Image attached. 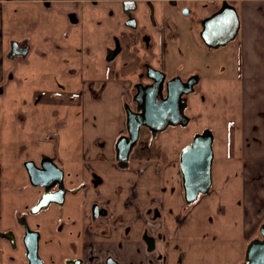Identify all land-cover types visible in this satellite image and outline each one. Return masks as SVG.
Here are the masks:
<instances>
[{
  "label": "flooded vegetation",
  "instance_id": "flooded-vegetation-1",
  "mask_svg": "<svg viewBox=\"0 0 264 264\" xmlns=\"http://www.w3.org/2000/svg\"><path fill=\"white\" fill-rule=\"evenodd\" d=\"M191 1L192 0H73L72 2L67 4H58L60 8H57L55 7L56 5L52 3L53 0H41L40 7L45 6L46 12H48L49 14L52 11H57L55 12V14L57 13L56 17L54 16V18H60V23L66 25V29L63 30V37L73 42V49L70 50V53H68V57H66L65 59L68 60V63L75 61L76 65L75 67L71 64L70 66H68V68H66L65 72L68 73L65 74H68V76H65L64 73H60L58 71V73L53 76L55 78H60L62 81H65L70 91L61 92L55 87V85L50 84L49 88H47L50 91L48 93L45 92L46 94H49L46 96L50 101V104H54L56 106L55 109H65L62 113L63 115H60L61 117L59 115H55V120L52 121L53 124H63L60 128L66 127L67 122H69L70 124H72V127L77 130V132L80 130V134L76 136L74 135V138L73 135H70V139H68L67 141L64 140V137L61 138V136H56L55 138H51L49 136V138H45V140H32V147L30 145H27V150L22 154L28 155L27 158L23 160V165L25 167L27 175L28 171L25 166V163L27 161L32 160L38 167L42 168L44 166V168L50 169L52 168L50 162L52 160L59 168L64 170V177L61 178V176L55 174L56 172H54L53 175L48 173L50 176L52 175L51 178H47V176L49 175L44 174L41 178H38L40 182H44V185L35 186L31 183L28 175L29 187L37 190L38 195L36 197L35 203L27 209L28 211H25V213H22L20 216L15 215L16 222L22 228V233L16 231L10 224H7L2 229H0V264H3V253L8 252L9 249L17 250L20 248V246H22L23 249V257H21L20 264H29V259L27 257V246L25 242V221L28 223L29 228L32 232L38 233V255L42 261V264H44V261L41 258L39 252L41 232L37 228L31 226L30 215H36L42 210L49 208L52 204H56L60 206L61 209H67V211H71L72 213H77V211L80 210V216L76 215L77 218L71 225L72 227L68 235L69 237L65 238L66 240L60 243L62 253H67V255L63 259L66 264H122L121 257L115 254V252L111 248L98 246L97 239L98 237H105L108 239L112 236V233L115 229L121 226L126 229L128 227V224L123 219L116 218V215L109 209L107 202H94L93 206L90 209V215L87 216L85 212L87 184L90 183L91 180L94 184L95 189L98 191L99 185L95 184L99 180V175L95 172V170H93V168L89 167L88 159H86L85 151L87 152L88 150L85 149V137L82 133V110L84 109L82 98L87 92L91 93V96L94 100H98L100 96L98 92L102 88H106V86H94L93 84L89 83H85V85L84 81L82 85L80 83L79 74H82L80 71H82L83 66H78L76 62L83 61V54L89 55L91 53V47L87 44L88 49H84L82 46V44H86L85 41L88 39V37L86 38L87 34L85 30L82 29V10L84 8V5L82 9L79 8H81L83 3H88L94 6V8H92L93 10H91L90 13H100L99 11L102 10L104 14L111 16L113 25L111 24L106 26V28L111 33L109 36H104V38L102 37L103 39H101V41L99 42V46L94 53L93 62L104 63V66H101V68L105 69V65L107 66L108 63L116 62L124 51L121 39L118 37L122 35L124 30L122 29L120 31V35H117L118 29L124 27V29L129 28L130 30L134 31L141 30L143 43L141 49L137 51V57L132 61L128 60L126 62H123V59L119 60V64L124 63V66L129 67L130 70L128 71V73L131 76V80L123 81L121 83L124 128L123 130H121L115 140L117 163L120 164L121 167L125 168L129 165L131 154L137 149H140L141 153L150 152L151 154H153V157L160 154L164 157H167L168 161L176 163L179 162L180 164V156L182 150L186 146L190 145L194 139L193 137L192 140L180 147L177 142L164 140L162 134L171 128L183 127L185 129L191 126V123L194 121L195 117L194 110L196 109V106L198 104V102L193 97L195 95H198L200 100L202 101H204L206 98V96L204 95L203 87L205 73L199 69L191 70V58L186 60L185 63L183 61V58L181 57L180 51L177 50L176 52H174L175 47L168 38L164 37L160 42V46H158L152 33L149 32L146 28H140L141 19L137 14L139 9H141V6L144 5L145 7H147L150 24L156 29H159L157 12H160L163 22L167 25L168 30H171L172 32L170 20L168 18H170V15L178 17H180L181 15H185L190 17ZM223 1L224 0H208L207 4L203 6L204 8L207 7L205 9V11L207 12L206 15L200 18L201 27L199 30V35L200 31L202 30V20L206 17L211 16L213 13L219 10L217 9L215 11L213 5H215V3H223ZM63 7H66L67 10L62 13L61 8ZM24 9L27 8L20 9V11L17 12L16 16H18ZM168 9H170L172 13H168ZM62 14L66 18L65 22L61 16ZM130 17L131 19H135L136 27H132L127 24V21ZM54 18H50L49 21L55 22ZM129 21L131 22V20ZM33 24L36 25L35 22H32L30 25ZM45 24L49 26L48 31L55 32V34L58 33L56 29L59 25L57 23H51L47 21L45 22ZM73 27H80L81 29L77 34L73 35ZM13 29L14 28H12V30ZM2 40L3 34L2 30L0 29V52L2 55L0 56V119L2 118V112L5 108L3 104L4 102L2 100L4 99V97H6L5 95L10 94V91L12 89L11 84L16 83V88H19V82L24 79L22 78L23 75L21 74V69L31 70L32 72H42L43 69L46 70V67H43L41 65L36 68V66L34 65L35 61L30 57V54L35 50L34 52H36L40 57L47 55V53L44 55V50H41L40 46H38L39 42L33 35L14 36L12 34V37L1 43ZM54 40V37L49 38V42ZM77 43H80L82 46L80 50L77 47ZM13 44L15 45L14 52H18L14 56L11 53L13 50ZM3 45L5 46V49H3ZM35 47L37 48L35 49ZM53 47L56 50L62 49V46L58 43H55ZM83 51L85 52L82 53ZM113 55L114 57L111 60H108ZM15 74L17 75V77ZM112 75H117V72L113 70ZM84 88H86L85 91ZM58 94L60 95V98L58 99V101H55ZM32 104L33 108L31 110L33 111L46 110V107H39L37 102H33ZM151 109H154L157 116L153 123L156 122L158 123V125L165 124L164 128L162 130H158L156 128L157 125L156 127L151 128L145 125H141L139 130V138L136 144L133 146L129 154V158L127 160L119 159L118 150L124 149V147L126 146V143L129 140L128 137H130V127H132L135 121H149L150 119H148V114ZM128 111H130V115L128 114ZM68 117L69 121H67ZM25 122H27L26 118ZM39 123L37 125L35 123H32L29 126L27 125L28 129L31 128V132H33L36 127H39ZM205 129H210L214 134L213 129L210 127L203 128L201 132H203ZM3 132L4 128L2 125V127L0 126V177L3 174L2 164H4L2 155L4 153L3 147L5 143V137L3 135ZM41 142H43L45 146L41 147ZM96 142L98 143L99 140L97 139ZM99 144L100 146L105 147V143H103V141H101ZM62 145L66 146L64 150L63 148H61ZM48 146L52 151H46L48 149ZM74 150L75 154H73ZM16 154H18L19 157L22 156L19 153ZM151 162L158 163L156 168L157 172L162 174L164 163L161 160H150L147 162V164ZM88 173L90 174V180L87 181L85 177H88ZM181 182L184 187L183 174L181 175ZM10 187H14V185H11L9 182H7L3 186L0 182V189L2 191L5 189H9ZM209 191L207 193H209ZM46 192L52 196L54 201H52L46 208L41 209L37 213H32V207L37 204V202ZM205 194H200L198 199ZM136 195L137 191L133 190L131 193V199ZM58 200L61 202H59ZM67 203L69 206L65 207ZM127 203L130 205L131 200H128ZM193 203H187L186 201L183 207L184 214L187 213L188 208ZM101 210H105L106 213L104 215H101L99 212ZM94 215L98 216L94 217ZM141 216L142 215L140 214H135V219H141L144 223V239L147 243L148 249L147 256H151L152 259H156V262H161V264H168L169 251L167 249V246L170 243L168 235L165 232L158 233V230H155L156 225L160 226V228L162 229L163 227H166L165 221L161 220V214H158L157 218H147L146 216L142 218ZM127 236L128 234L125 233L124 238H126ZM164 237H166L167 240H165L164 247L161 249L156 245V242H158L157 240H159L160 238L164 239ZM152 242L153 246L151 248ZM9 260H13L12 255L9 257ZM181 261H183L182 255L180 256V263Z\"/></svg>",
  "mask_w": 264,
  "mask_h": 264
},
{
  "label": "rangeland",
  "instance_id": "rangeland-1",
  "mask_svg": "<svg viewBox=\"0 0 264 264\" xmlns=\"http://www.w3.org/2000/svg\"><path fill=\"white\" fill-rule=\"evenodd\" d=\"M207 2L208 0H192L190 17L170 15L168 19L170 20L172 32L168 30L167 25L163 22L160 12H157L159 29L150 24L147 7L141 6L137 14L141 19L140 28L148 29L154 36L158 46H160V42L164 37L168 38L175 47L174 52L179 50L185 63L186 60L191 58V70L199 69L205 73L203 87L206 99L202 101L198 95L193 97L198 104L194 110L195 117L191 126L185 129L183 127L171 128L162 134L163 139L177 142L181 147L192 140L194 135L201 132L203 128L210 127L215 134L213 145L214 159L219 161L222 158H240L244 154L245 147L254 143L255 136L254 138L246 139L243 135L241 124V83L239 79L240 70L237 66L240 56V38L238 39L237 37L227 45L216 49L209 48L204 44L198 29L201 27L200 18L206 15L207 11L205 9L207 7L204 8L203 6ZM83 5L82 29L85 30L86 38L88 37V39L85 41L86 44H82V46L84 49H88L89 45L91 53L89 55L83 54L85 61L76 62L78 66H83L82 71H80L82 74H79L80 83L82 85L84 81V84L104 85L106 88L107 84L110 83V94L104 105H100V107L96 105L94 108L87 106L82 110V113L90 110V115H95L98 118L96 124L99 128L103 129L101 123L103 122L111 136L123 124L121 120L123 109L117 82L120 80H131V76L128 73L129 67L124 66V63L119 64V60L123 59V62H126L128 60L132 61L137 57V51L141 49L143 43L141 30L134 31L129 28L124 29V27L118 29L117 35H120L122 29L124 30L122 35L118 36L121 39L124 51L116 62L108 63L107 66L105 65V69L101 68L104 63L93 62L94 53L101 39L111 33L106 28V26L112 24L111 16L104 14L100 9H98L100 13H90L94 6L88 3H83L79 9H82ZM55 7L60 8L57 4ZM55 12L57 11H52L49 14L46 12V7L41 6L39 8L24 9L18 16L10 14L12 16L6 15L5 17L7 27L4 26L3 28L5 31L2 32L3 40L1 43L12 37V34L14 36L33 35L37 38L40 48L47 50L48 54L40 57L34 50L30 54V57L35 61L34 65L36 68L39 65L46 67V70L32 72L31 70L21 69L22 78H24L25 82L21 79L19 88H16V83H12L10 94L5 95L6 97L2 100L5 108L0 119V126L2 127L3 125L4 128L5 143L2 155L4 159V164H2L3 174L0 177V182L3 186L9 182L15 188L10 187L3 191L0 189V193L3 194L0 200V229L10 224L16 231L22 233V228L16 222L15 215L20 216L25 211H28L27 209L35 203L38 195L37 190L29 187V178L23 165V160L28 156L27 154L22 155L27 150V145L32 147V140H45L49 136L51 138L61 136L67 141L70 139V135H73L74 138V135L80 134V130L77 132L69 122L63 128H60L63 124H53L54 116H62L65 109H55L56 106L50 104L46 96L49 95L46 93L50 91L47 89L50 84L55 85L61 92L70 91L65 81L53 76L58 72L68 73L65 71L71 64L76 67L75 61L68 63V60L65 59L68 57L70 50L73 49V42L63 37V30L66 29V25L60 23V18H54L57 14ZM168 13H172V11L168 9ZM50 18H54L55 22L49 21ZM47 21L59 25L56 29L58 31L57 34L48 31L49 26L45 24ZM32 22H35L36 26L30 25ZM12 28L14 29L12 30ZM80 29V27H73V35L77 34ZM50 37H54L55 40L49 42ZM54 42L60 44L62 49L56 50L53 47ZM82 46L77 43L79 50ZM3 49H5L4 45ZM0 56H2L1 52ZM113 70L117 72V75H112ZM65 76H68V74H65ZM33 102H37L39 107H46V110H31ZM253 105L248 114L249 122L258 126L261 125L264 128V98L256 97ZM25 118L28 123L25 122ZM67 121H69V117ZM32 123L36 125L39 123V127H36L33 132H31V128L28 129V126ZM85 129L90 130L87 125H85ZM41 143V147L45 146L43 142ZM61 148L64 150L66 146L62 145ZM46 151L52 150L48 146ZM16 153L22 156L19 157ZM73 154H75V150ZM91 162L93 163L94 161ZM68 206L67 203L65 207ZM77 213H72L67 211V209L63 210L60 206L52 204L38 214L30 215L31 226L41 232L39 252L44 264H66L63 259L67 253H62L60 243L69 237L71 225L75 222L76 215L80 216V210ZM11 255L14 261L9 260ZM21 257H23L22 246L17 250L9 249L8 252L3 253L2 262L3 264H20Z\"/></svg>",
  "mask_w": 264,
  "mask_h": 264
},
{
  "label": "crops",
  "instance_id": "crops-1",
  "mask_svg": "<svg viewBox=\"0 0 264 264\" xmlns=\"http://www.w3.org/2000/svg\"><path fill=\"white\" fill-rule=\"evenodd\" d=\"M72 1L53 0L52 3L60 5ZM228 1L237 7L241 21L237 35L240 38L237 66L240 70L243 135L246 139L255 138L254 143L245 147L240 158L214 159L213 184L209 193L191 204L186 214L183 213L186 201L179 162H170L160 154L153 157L150 152L141 153L137 149L131 154L129 165L121 167L116 159L115 140L124 128L123 112V124L111 136L103 122V129L99 128L96 124L98 118L90 115V110L83 113L82 133L85 149L88 150L85 151L86 159L89 167L99 175L95 184L99 185L98 191L90 180V174L85 177L91 183L87 184L85 212L87 216L90 215L94 202H107L116 218L128 224L126 229L122 226L115 229L108 239H97L98 246L111 248L121 257L122 264H161L147 256L144 223L141 219L136 220L135 214L142 215V218H157L161 214L166 227L162 229L156 225L155 230L168 235V264H244L250 242L262 238L264 128L250 123L248 114L255 105L256 97L264 98V0ZM40 2L0 0L2 32L5 31L4 26L7 27L6 15L16 16L23 8H39ZM61 9L62 13L67 10L66 7ZM61 16L65 22L66 18L63 14ZM41 50H44V55L48 54L47 50ZM122 82H117L121 102ZM109 85L98 92V100L86 92L82 98L84 109L87 106L94 108L96 105H104L110 94ZM59 98L58 94L55 101ZM85 125L90 130L85 129ZM101 141L105 147L100 146ZM150 160H161L164 163L162 174L157 172V162L147 164ZM133 190L137 191V195L131 199ZM2 195L0 193V200ZM128 200H131L130 205ZM125 233L128 234L126 238ZM165 240L166 237L160 238L156 245L162 249ZM181 255L183 261L180 263Z\"/></svg>",
  "mask_w": 264,
  "mask_h": 264
},
{
  "label": "water",
  "instance_id": "water-1",
  "mask_svg": "<svg viewBox=\"0 0 264 264\" xmlns=\"http://www.w3.org/2000/svg\"><path fill=\"white\" fill-rule=\"evenodd\" d=\"M129 20H131V22ZM129 20L127 21V24L129 26L136 27L135 19H131L130 17ZM201 24L202 30L200 31V37L204 43L211 48H218L220 46L227 45L230 41L237 37L241 27L237 7L228 0H224L219 10L211 16L204 18ZM14 48L15 45L13 44V50L11 52L13 56L18 53L14 52ZM114 55L108 60H111ZM128 114L130 115V111H128ZM156 117V112L154 109H151L148 114V119H150L149 121H135L133 123L132 127H130V137H128L129 140L126 143V146L124 149L118 150L119 159L127 160L129 158V154L139 138L141 125H145L150 128L156 127L157 125L156 128L158 130H162L164 128L165 124L158 125L156 122L153 123ZM213 142V132L210 129H205L203 132L196 134L192 143L186 146L181 152L180 166L183 174L187 203L195 202L200 194L207 193L211 188L213 182ZM50 162L52 166L50 169H46L44 166L40 168L32 160L25 163L30 181L33 185L43 186L44 182H40L38 178H41L44 174L49 175L48 173H50L53 175V173L56 172L55 174H58L61 178L64 177V170L59 168L52 160ZM52 175L47 176V178H51ZM52 201H54L52 196L46 192L37 204L32 207L31 212L37 213L41 209L46 208ZM99 212L101 215L106 213L105 210H101ZM97 216L98 215H94V217ZM24 226L26 228L25 242L27 246L29 264H42L38 255V233L32 232L26 221L24 222ZM261 233L263 236L262 239L253 240L249 244L246 252L245 264H264V224L261 226ZM152 246L153 242L151 243V248Z\"/></svg>",
  "mask_w": 264,
  "mask_h": 264
},
{
  "label": "trees",
  "instance_id": "trees-1",
  "mask_svg": "<svg viewBox=\"0 0 264 264\" xmlns=\"http://www.w3.org/2000/svg\"><path fill=\"white\" fill-rule=\"evenodd\" d=\"M221 5H222V3H219V4L214 5V9H215V11H216L217 9H219V8L221 7Z\"/></svg>",
  "mask_w": 264,
  "mask_h": 264
}]
</instances>
